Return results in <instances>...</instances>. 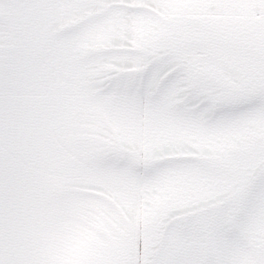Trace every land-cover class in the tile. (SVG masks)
I'll return each instance as SVG.
<instances>
[{
    "label": "snow or ice",
    "instance_id": "snow-or-ice-1",
    "mask_svg": "<svg viewBox=\"0 0 264 264\" xmlns=\"http://www.w3.org/2000/svg\"><path fill=\"white\" fill-rule=\"evenodd\" d=\"M75 2L103 13L83 64L102 194L91 264H264V0ZM26 111L13 130L0 64V264H47L7 255L13 194L22 224L44 215L23 199L41 141Z\"/></svg>",
    "mask_w": 264,
    "mask_h": 264
},
{
    "label": "rangeland",
    "instance_id": "rangeland-1",
    "mask_svg": "<svg viewBox=\"0 0 264 264\" xmlns=\"http://www.w3.org/2000/svg\"><path fill=\"white\" fill-rule=\"evenodd\" d=\"M93 15L103 13L94 14L75 0H0V64L13 106V130L21 106L27 109L25 119H38L41 126V141L27 164L23 199L43 210V220L32 228L24 216L22 224L13 194L10 259L81 264L83 255L91 263L101 242L94 114L83 74L84 62L103 40L89 24ZM24 135L31 144L33 130L26 128ZM15 151L13 146V160Z\"/></svg>",
    "mask_w": 264,
    "mask_h": 264
},
{
    "label": "crops",
    "instance_id": "crops-1",
    "mask_svg": "<svg viewBox=\"0 0 264 264\" xmlns=\"http://www.w3.org/2000/svg\"><path fill=\"white\" fill-rule=\"evenodd\" d=\"M139 229H140V233H141V237H142L143 236V232H144V225L141 224ZM88 260H89L88 258H85V256L82 255L81 264H91V263L88 262Z\"/></svg>",
    "mask_w": 264,
    "mask_h": 264
}]
</instances>
